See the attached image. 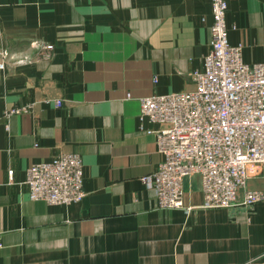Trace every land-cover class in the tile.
Here are the masks:
<instances>
[{
    "label": "crops",
    "instance_id": "1",
    "mask_svg": "<svg viewBox=\"0 0 264 264\" xmlns=\"http://www.w3.org/2000/svg\"><path fill=\"white\" fill-rule=\"evenodd\" d=\"M226 1L231 45L264 61V0ZM212 23L211 0H0L3 47L34 60L0 72V264H264V202L203 209L192 177L193 210H162L142 182L163 157L141 99L195 89ZM62 153L82 157L85 198L31 200L27 169ZM248 187L264 190V166Z\"/></svg>",
    "mask_w": 264,
    "mask_h": 264
},
{
    "label": "built area",
    "instance_id": "2",
    "mask_svg": "<svg viewBox=\"0 0 264 264\" xmlns=\"http://www.w3.org/2000/svg\"><path fill=\"white\" fill-rule=\"evenodd\" d=\"M211 9V48L204 69L191 73L195 89L141 99V129L146 123L159 126L147 133L156 135L163 157L158 170L142 182L155 192L162 210H193L186 206L184 189L192 177L200 178L203 209L264 202V190L248 187L250 166H264V61L247 64L243 47L231 45L226 0H211ZM2 37L0 26V72L13 62L34 63L26 53L11 54ZM33 46L41 50V59L52 57V45L36 42ZM55 106L61 107L62 101L56 100ZM30 108L11 109L9 115ZM8 175L12 181L14 170ZM83 182L82 157L62 153L52 161L31 165L25 185L33 201L68 206L85 198Z\"/></svg>",
    "mask_w": 264,
    "mask_h": 264
},
{
    "label": "bare ground",
    "instance_id": "3",
    "mask_svg": "<svg viewBox=\"0 0 264 264\" xmlns=\"http://www.w3.org/2000/svg\"><path fill=\"white\" fill-rule=\"evenodd\" d=\"M141 107V106H140Z\"/></svg>",
    "mask_w": 264,
    "mask_h": 264
}]
</instances>
